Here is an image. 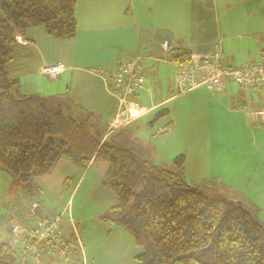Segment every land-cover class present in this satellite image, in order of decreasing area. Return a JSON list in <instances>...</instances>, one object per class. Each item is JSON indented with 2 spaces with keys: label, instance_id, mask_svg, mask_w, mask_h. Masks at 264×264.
I'll list each match as a JSON object with an SVG mask.
<instances>
[{
  "label": "trees",
  "instance_id": "1",
  "mask_svg": "<svg viewBox=\"0 0 264 264\" xmlns=\"http://www.w3.org/2000/svg\"><path fill=\"white\" fill-rule=\"evenodd\" d=\"M76 4L77 0H6L0 7V169L10 176L11 187L22 185L30 195L39 192V180L51 174L62 158L83 170L103 162L107 166L102 184L115 193L116 204L110 210L118 214L107 219L130 234L141 249L134 257L136 264H264V223L258 207L243 193L241 201L230 199L216 178L189 185L184 179V154L166 168L146 158L143 146L118 144V137L136 129L134 120L112 128L67 92H22L20 77L31 74L30 50L18 38L33 28L56 41L73 38L78 28ZM167 54L172 63L191 56L182 48ZM169 113L161 104L138 119L153 114L147 124L154 127ZM33 203L39 218L53 214L38 215L34 200L28 203L29 212ZM12 215L18 214L6 216L8 222ZM64 227L65 222L63 231ZM77 253L78 248L69 252L72 258ZM60 262L64 261L42 258L25 264ZM0 264H21L12 233L0 242Z\"/></svg>",
  "mask_w": 264,
  "mask_h": 264
},
{
  "label": "crops",
  "instance_id": "2",
  "mask_svg": "<svg viewBox=\"0 0 264 264\" xmlns=\"http://www.w3.org/2000/svg\"><path fill=\"white\" fill-rule=\"evenodd\" d=\"M173 1L177 0H77L75 17L78 28L73 38L56 41L39 28L30 29L24 37L18 38L19 42L26 44L30 50L27 62L32 74L30 76L40 74L39 70L43 65H61L62 71L51 81L54 84L50 83L47 94L69 93L76 102L101 115L103 122L109 126L117 110L116 101L109 93L113 89L112 66L119 59H141L148 79V91L143 93L139 100L141 104L147 100L148 102L143 104L139 112L143 114L148 110L144 113L147 114L156 106L174 98L170 96L174 64L162 50V40H169L171 49L182 48L191 54H205L210 52L215 41L221 38L224 61L233 68L240 67L248 59L259 57L260 40L264 31L263 0L251 4L249 1L247 3V0H210V6L213 5V14L210 15H204L203 9L208 0H182L181 6L169 3ZM136 3H146V12L152 16L151 12L156 10L157 17L147 18L146 23H142L144 20H141L140 15H144V7L138 8ZM160 4H165L166 7L160 9ZM250 6L262 9L259 14L260 21L253 27L250 26L251 18L246 12L250 10ZM234 9L238 10L237 16H240V19L233 14ZM240 9L245 11L243 15L239 12ZM26 77L28 75L23 76ZM211 97L214 105L209 109L211 114L216 113L220 117L219 112L228 111L226 105L229 104L232 121L234 122L235 118L239 125L243 122L245 128H251L255 136L253 142L257 147L248 145L251 148H247V154L240 156V142L232 139L230 157L220 162L223 163L222 166L216 158L212 159L217 152L210 151L214 166L212 173L208 175L202 169L203 172L191 173L193 171L189 165L190 154L186 153V179L195 178L196 181L188 182L185 177L184 179L189 185H196L202 179L220 177L221 182L227 181V184L236 185L237 180L240 183L242 181L241 174H247L241 184V191L258 207L259 218L264 223V125L248 122L245 117V113L250 110L259 111L264 107V95L231 87L226 94ZM108 99H111L112 103H109ZM209 110L201 109L200 113L205 116ZM196 143L199 144V141L195 140L193 144ZM190 152L191 155L198 156L196 152ZM195 163H202V160ZM220 174L221 176H218ZM238 201L241 199L238 198ZM53 211L46 215L54 213ZM38 215L41 216L39 213Z\"/></svg>",
  "mask_w": 264,
  "mask_h": 264
},
{
  "label": "rangeland",
  "instance_id": "3",
  "mask_svg": "<svg viewBox=\"0 0 264 264\" xmlns=\"http://www.w3.org/2000/svg\"><path fill=\"white\" fill-rule=\"evenodd\" d=\"M5 1L0 0V7ZM248 1L251 4L259 0H247L246 2L249 3ZM169 3L173 6H177V4L181 6L182 0ZM210 4L211 2L208 0V4L206 3L203 6L204 15L213 14V5L210 6ZM142 6L144 7V15H140L141 20H144L142 23H146L145 19L147 18L155 19L157 17L158 12L156 10L151 12L152 16L146 12V3L143 5L136 3V7L140 8ZM164 7H166L165 4L159 5L160 9ZM261 10V7L250 6V10L246 11L249 14V18H251L250 26H256L260 21L259 14ZM243 11L240 9L239 12H242L243 15L245 13ZM222 12L223 9H221L220 13L222 14ZM225 12L228 13V11ZM232 12L236 18H241L237 16V9ZM146 25L148 26V24ZM171 30L166 29V31ZM119 61L123 60L119 59ZM30 75L32 74H29L26 78L21 76L23 93H49L48 89L50 83H53L51 82L52 80L42 74ZM212 100L213 97H211L210 93L202 89L174 97L163 104L170 110V114L167 117L159 121L154 127H149L147 124L153 114H149L139 120L136 118L134 121H137L133 124L136 127L133 130L135 132L132 131L129 136L118 137L117 142L127 147H135L137 146L136 144L143 146L146 158L154 159L155 162L166 168L172 167V159L177 155L189 153V165L193 171L191 173L206 171L205 174L208 175L212 173V167L214 166L210 151L217 152V155H214L212 159L216 158L222 166L223 163L220 162L230 157L232 139L240 142V156L247 154L249 146L256 145L253 142L255 136L251 128H245V123L243 122L242 125H239L237 123L238 120H235V118L234 122L232 121L233 117L229 114V104L226 105L228 111L219 112L221 114L220 117L216 113L214 115L211 114L209 109L214 106ZM108 101L112 103L111 99H108ZM147 102L148 100L142 102V104ZM201 109L209 111L204 116L200 113ZM143 114L139 111L134 113L138 117ZM245 117L249 122L247 113H245ZM113 119L111 123H113ZM168 123H171L169 124L170 126ZM110 126L114 128V126ZM195 140H198L199 144H193ZM194 145L200 146L195 148L193 147ZM190 151L196 152L198 156L191 155ZM235 159H237L236 155ZM200 160H202V163H195ZM106 166L103 162H95L87 170H83V168L77 167L62 158L51 174L43 176L39 180L41 190L31 195L23 190L22 185L16 188L11 187L10 176L0 169V242L7 241L11 237L10 222L6 219L9 214H18L16 216L22 220L33 216L38 217L35 213L32 215L28 208V203L34 200L39 204L38 213L42 217L52 210H54V213L61 211L64 207L69 208L73 216L75 230L65 221L63 232L65 237L71 239V243L74 246H78V240L73 236L76 231L82 254L77 253L72 258V255H70L71 250H69L72 260L60 262L59 264H72V262L75 264H136L134 257L141 252V249L134 245L130 234L118 227L116 223L107 219H115L118 214L113 215L110 210L116 204L115 193L102 184ZM185 173L187 174V172L184 171L186 179ZM218 176H221V174ZM241 176V183L237 180L236 185L227 184V181L225 183L221 182L220 177L215 178L222 183L221 191H228L227 196L232 200L238 201L242 193L241 184L247 178V174H241ZM186 181L196 180L195 178H187ZM83 259L85 262H83Z\"/></svg>",
  "mask_w": 264,
  "mask_h": 264
},
{
  "label": "built area",
  "instance_id": "4",
  "mask_svg": "<svg viewBox=\"0 0 264 264\" xmlns=\"http://www.w3.org/2000/svg\"><path fill=\"white\" fill-rule=\"evenodd\" d=\"M260 44L259 57L246 60L238 68L225 63L221 38L215 41L210 52L191 54L189 60L173 63L174 72L170 81L173 97L200 88L212 96H220L231 87L264 95V31ZM160 45L165 53L171 49L169 40H162ZM113 70V89L109 93L117 101V110L111 125L118 128L138 118L134 115L142 109L138 97L148 91V79L140 58L117 61ZM61 71L62 67L58 64L43 65L39 70L40 74L49 79H54ZM247 115L251 123L264 124V107L259 111L250 110ZM36 207V203L31 204L32 215ZM33 217L26 220L15 215L10 217L12 239L19 248L21 264H25L28 259L35 263L42 258L65 261L70 259L69 250L78 248L82 252L76 231L73 236L78 240V246H74L71 239L64 236L65 221L75 230L69 208L65 207L47 218Z\"/></svg>",
  "mask_w": 264,
  "mask_h": 264
},
{
  "label": "bare ground",
  "instance_id": "5",
  "mask_svg": "<svg viewBox=\"0 0 264 264\" xmlns=\"http://www.w3.org/2000/svg\"><path fill=\"white\" fill-rule=\"evenodd\" d=\"M115 128V127H114Z\"/></svg>",
  "mask_w": 264,
  "mask_h": 264
}]
</instances>
